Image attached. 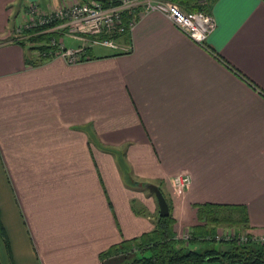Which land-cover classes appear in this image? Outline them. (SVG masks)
Listing matches in <instances>:
<instances>
[{"label":"crops","instance_id":"obj_1","mask_svg":"<svg viewBox=\"0 0 264 264\" xmlns=\"http://www.w3.org/2000/svg\"><path fill=\"white\" fill-rule=\"evenodd\" d=\"M71 1L87 0H0V264H122L99 255L153 229L144 183L177 238L201 204L243 207L264 237V0H201L216 25L204 45L138 10L117 49L69 38L94 58L28 65L14 28Z\"/></svg>","mask_w":264,"mask_h":264},{"label":"trees","instance_id":"obj_2","mask_svg":"<svg viewBox=\"0 0 264 264\" xmlns=\"http://www.w3.org/2000/svg\"><path fill=\"white\" fill-rule=\"evenodd\" d=\"M176 4L182 12H204L207 13L206 4H201V0H170ZM207 5L214 0H203ZM50 26L35 28L25 31L30 37L25 40H16L12 38L11 42L21 47H26L28 52H35L28 58V65L32 67L40 66L50 60L48 56L37 55L40 52L50 50L49 40L52 33H41ZM55 37H58L55 35ZM128 34L117 36L114 39L126 40ZM9 41V42H10ZM3 44V43H2ZM88 48H85L81 62L88 58ZM88 58V59H87ZM261 95L264 96L263 93ZM146 183L142 184L143 190ZM161 191V190H160ZM163 194V193H162ZM164 195V194H163ZM165 197V196H164ZM169 209V215L161 218L158 213L152 218L153 229L139 237L123 240L119 244L111 246L105 252L99 255L100 260L122 256V264H264V242L259 243L252 240L249 234L245 243H239L236 239L231 241H217L215 239V230L219 225L239 226L241 230L246 231L248 220L245 209L240 206H226L216 204L197 205V219L199 225L194 227L189 234L187 241L177 238L174 232L175 220L171 214V204L166 199ZM133 203V201H132ZM139 214V212H137ZM140 215L148 216L147 213ZM200 233H195L196 231ZM0 236L3 238L8 250L7 240L4 230L0 223ZM217 242L220 247L204 250L193 249L191 246L200 242Z\"/></svg>","mask_w":264,"mask_h":264},{"label":"built area","instance_id":"obj_3","mask_svg":"<svg viewBox=\"0 0 264 264\" xmlns=\"http://www.w3.org/2000/svg\"><path fill=\"white\" fill-rule=\"evenodd\" d=\"M157 12L169 19L186 36L199 45H204L208 36L215 29V21L204 12L184 13L170 0H87L63 3L59 7L44 11L35 5L30 6L24 14L23 23L13 30V38L25 40L30 37L25 31L50 26L41 33H52L49 40L50 50L37 53L50 59L61 58L67 64L81 62L85 47L66 48L63 37L86 40L90 46L100 45L117 49L115 37L129 34L135 24L134 12ZM61 36L59 39L55 37ZM190 183L187 175L179 177V189L183 190ZM226 240H238L245 243L246 237L225 234ZM187 241L189 235L182 236ZM217 241L222 240L219 234ZM252 240L263 243L264 237L252 236Z\"/></svg>","mask_w":264,"mask_h":264},{"label":"rangeland","instance_id":"obj_4","mask_svg":"<svg viewBox=\"0 0 264 264\" xmlns=\"http://www.w3.org/2000/svg\"><path fill=\"white\" fill-rule=\"evenodd\" d=\"M18 20V19H17ZM63 44H64V46L66 47V48H71V49H74V47H75V43L73 42V41H71L68 37H63ZM98 49V50H97ZM97 49H96V53H101V52H104V51H110V49H105V48H102V47H97ZM101 49V50H100ZM36 53L34 52V55H35ZM147 194H148V192L147 191H145ZM217 230H218V232H216V233H214L215 235L216 234H219L220 235V237H221V239H222V241H231V240H226V237L227 236H225V234H235L236 236L238 235V236H242V237H246V240H248V236H249V233L247 232V230L246 231H244V230H241V228L239 227V226H228V225H219V226H217ZM216 230V231H217ZM220 230V231H219ZM221 230H226L225 232L224 231H221ZM188 235V234H187ZM251 235V234H250ZM253 235H251V237H252ZM262 237V236H261ZM0 238H1V240L2 241H4L3 240V238L0 236ZM260 238V237H259ZM219 241H221V240H219ZM236 241H238V240H236ZM193 246V245H192ZM191 246V247H192ZM218 247H220V245L217 243V242H208V241H206V242H200V243H197L195 246H194V248L193 249H197V250H204V249H209V248H218ZM124 262V261H123ZM205 264H210V263H205Z\"/></svg>","mask_w":264,"mask_h":264},{"label":"water","instance_id":"obj_5","mask_svg":"<svg viewBox=\"0 0 264 264\" xmlns=\"http://www.w3.org/2000/svg\"><path fill=\"white\" fill-rule=\"evenodd\" d=\"M144 187L150 194L154 196L158 207L159 217H167L169 215L168 204L158 186L154 184H146Z\"/></svg>","mask_w":264,"mask_h":264}]
</instances>
